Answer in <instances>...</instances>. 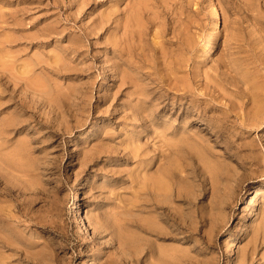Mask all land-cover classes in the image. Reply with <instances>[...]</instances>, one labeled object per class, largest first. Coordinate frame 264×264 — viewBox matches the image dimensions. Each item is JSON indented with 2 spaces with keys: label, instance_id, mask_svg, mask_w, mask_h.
I'll return each mask as SVG.
<instances>
[{
  "label": "rangeland",
  "instance_id": "rangeland-1",
  "mask_svg": "<svg viewBox=\"0 0 264 264\" xmlns=\"http://www.w3.org/2000/svg\"><path fill=\"white\" fill-rule=\"evenodd\" d=\"M1 105L0 264H264V0H0Z\"/></svg>",
  "mask_w": 264,
  "mask_h": 264
},
{
  "label": "bare ground",
  "instance_id": "bare-ground-1",
  "mask_svg": "<svg viewBox=\"0 0 264 264\" xmlns=\"http://www.w3.org/2000/svg\"><path fill=\"white\" fill-rule=\"evenodd\" d=\"M87 1V3H89V1H94V0H86ZM90 5V4H89ZM26 12H27V10H26ZM81 12V11H80ZM211 12H212V18H213V21H214V24H216V22H217V15H216V10H215V8H212V10H211ZM107 25V24H106ZM37 40V39H36ZM20 43H21V41H20ZM74 48V47H73ZM68 51V50H67ZM17 52H15V55H17L16 54ZM12 56V55H11ZM16 57V56H15ZM39 64V63H38ZM48 67V66H47ZM8 73V72H7ZM10 74V73H9ZM12 74V73H11ZM11 77L13 78V75H11ZM14 79V78H13ZM23 83H25V80H24V82ZM25 85H26V83H25ZM28 86V85H27ZM25 88V87H24ZM31 89V88H30ZM4 92V91H3ZM9 92V91H8ZM44 92V91H43ZM168 92V91H167ZM23 93H25V92H23ZM28 93V92H27ZM186 92H183V93H181V94H178V97H179V99L181 100L182 98H183V96H185L184 94H185ZM40 94V93H39ZM43 94H45V93H42V95ZM30 95V94H29ZM28 95V96H29ZM13 96V95H12ZM30 97H31V95H30ZM33 97L34 96H32V99H33ZM36 97V96H35ZM37 98V97H36ZM40 98V97H39ZM166 99H168V97H167V95L166 96H164V97H162V98H160L159 99V101H158V103L159 104H162L161 105V108H164L165 107V103H163L164 102V100H166ZM43 100V99H42ZM9 103V102H8ZM179 104H177V106H178ZM3 105H1L0 107H2ZM7 106V105H6ZM262 108H261V106L260 105H258V106H256V109L252 112V118H254V117H257V115H258V113L260 112V110H261ZM25 110H26V108H25ZM264 110V109H263ZM183 112H185V113H187L188 112V110L187 109H183L182 110ZM191 111V110H190ZM197 111V110H196ZM196 111H191V113L190 112H188V114L190 113L191 114V116H194V115H196V119H198V118H202L203 117V112H204V110H202V111H200V112H196ZM232 113V112H231ZM230 113V114H231ZM34 115V114H33ZM224 117V119L226 118V116H223ZM188 118H191V117H188ZM236 118V117H235ZM247 118V117H246ZM251 118V120H253ZM248 119H250V118H248ZM150 120V119H149ZM187 120H189L187 123V125H185V123L183 122L182 123V125H179V126H177L176 128H175V130H173L171 133H172V135H176L175 133H180L182 136H185V135H187L189 138H192V139H194L195 140V137H194V135L193 136H190L189 135V127H194L196 130H198V131H202V130H204V128L206 129V131H207V133L209 134V136L211 137V138H213V141L214 142H217V140H222L224 137H225V132H224V130L221 128V126L220 125H218V128L215 126V125H211V124H204L205 126H204V128H199L197 125H196V123L193 121V120H190V119H187ZM3 121V120H2ZM216 121H218V120H216ZM254 121V120H253ZM41 122V121H40ZM44 122V121H43ZM47 123V122H46ZM45 123V124H46ZM50 123V122H49ZM255 123V122H254ZM50 125V124H49ZM201 125H203V123H201ZM195 136H197V135H195ZM198 139H200V138H198ZM162 145V144H161ZM161 147V146H160ZM183 147V146H182ZM207 147V146H206ZM164 148V147H163ZM133 149V148H132ZM12 155H14V154H12ZM161 160V159H160ZM160 163V162H159ZM7 165V164H6ZM2 168V167H1ZM4 171V170H3ZM1 172V171H0ZM2 173V172H1ZM7 174V173H6ZM1 177V176H0ZM3 178V177H2ZM155 185L157 184V183H160V180L159 179H156L155 181ZM1 184V183H0ZM9 184V183H8ZM9 190V189H8ZM169 194H170V192H169ZM168 194V195H169ZM255 194H257V191H255ZM145 195V194H144ZM166 196V195H165ZM142 197V196H141ZM165 198V197H164ZM155 200V199H154ZM159 200V199H158ZM156 201V200H155ZM146 202H147V200H146ZM159 202H161V201H159ZM142 203V202H141ZM144 203V202H143ZM154 203V202H153ZM158 204V203H157ZM161 204H165V202L164 203H161ZM168 204V203H167ZM148 206V205H147ZM145 207V206H144ZM122 208V207H121ZM74 209H76V207H74ZM154 209V208H153ZM171 209V208H170ZM153 212H155V211H153ZM131 215V214H130ZM156 215H157V218L158 219H162V220H164V221H166L167 222V230H168V233H169V235L170 234H173V233H181L182 232V230H183V227L179 224V223H176L174 220H173V218H172V213L170 212V210H168V209H162L160 212H157L156 213ZM138 216H140V215H138ZM129 217H131V216H129ZM133 217H135V216H133ZM142 218V217H141ZM77 221L78 222H80V224H81V228H82V230L83 231H87V227L85 226V223L83 222V220H82V218H81V216H78V219H77ZM163 235V234H162ZM179 237V236H178ZM21 255V254H20Z\"/></svg>",
  "mask_w": 264,
  "mask_h": 264
}]
</instances>
